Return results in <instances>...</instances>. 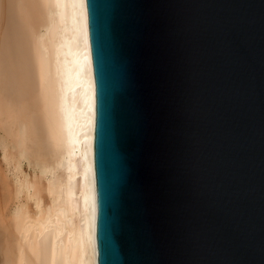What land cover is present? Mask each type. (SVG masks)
<instances>
[{
	"label": "water",
	"instance_id": "95a60500",
	"mask_svg": "<svg viewBox=\"0 0 264 264\" xmlns=\"http://www.w3.org/2000/svg\"><path fill=\"white\" fill-rule=\"evenodd\" d=\"M95 264H264V0H83Z\"/></svg>",
	"mask_w": 264,
	"mask_h": 264
},
{
	"label": "bare ground",
	"instance_id": "6f19581e",
	"mask_svg": "<svg viewBox=\"0 0 264 264\" xmlns=\"http://www.w3.org/2000/svg\"><path fill=\"white\" fill-rule=\"evenodd\" d=\"M83 0H0V264H95Z\"/></svg>",
	"mask_w": 264,
	"mask_h": 264
}]
</instances>
